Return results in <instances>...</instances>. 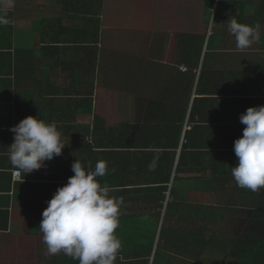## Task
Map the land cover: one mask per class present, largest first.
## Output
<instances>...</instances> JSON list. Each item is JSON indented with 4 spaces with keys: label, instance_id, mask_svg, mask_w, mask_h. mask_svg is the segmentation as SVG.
I'll return each mask as SVG.
<instances>
[{
    "label": "crops",
    "instance_id": "obj_1",
    "mask_svg": "<svg viewBox=\"0 0 264 264\" xmlns=\"http://www.w3.org/2000/svg\"><path fill=\"white\" fill-rule=\"evenodd\" d=\"M196 2L204 8L199 0H0V264H79L46 255L39 229L77 159L89 169L107 162L99 179L125 201L117 235L155 234L150 253L149 242L123 243V260L139 245L150 264L160 250L208 264L207 247L191 257L193 235L209 236L222 218L226 245L239 234L235 216L264 212V188H240L231 175L240 115L264 105V35L240 51L228 33L233 18L264 24L262 0L248 1L244 14L216 9L211 21ZM29 115L56 122L67 145L17 180L10 129Z\"/></svg>",
    "mask_w": 264,
    "mask_h": 264
},
{
    "label": "clouds",
    "instance_id": "obj_2",
    "mask_svg": "<svg viewBox=\"0 0 264 264\" xmlns=\"http://www.w3.org/2000/svg\"><path fill=\"white\" fill-rule=\"evenodd\" d=\"M228 33L235 38L236 48L244 51L260 42L264 24L253 26L233 18ZM240 122L246 127L242 137L234 141L238 160L231 167V175L238 187L255 192L264 188V105L249 107L240 115ZM10 131L14 142L9 146L8 158L24 174L45 167V162L61 155L67 145L56 122L36 116H27ZM158 161L156 154L148 170L154 171ZM72 171L74 175L57 189L42 213L39 229L46 255L63 253L79 264H115L121 251L117 229L125 201L111 196L116 189L99 179L109 174L108 164L100 160L89 169L77 159Z\"/></svg>",
    "mask_w": 264,
    "mask_h": 264
},
{
    "label": "trees",
    "instance_id": "obj_3",
    "mask_svg": "<svg viewBox=\"0 0 264 264\" xmlns=\"http://www.w3.org/2000/svg\"><path fill=\"white\" fill-rule=\"evenodd\" d=\"M204 1L206 6V14H207V21H211L212 16L215 13V10L218 13L220 10H232L235 9L237 6L241 7V14H244L245 7L247 6L248 1L253 0H199ZM255 2V1H254ZM260 6L264 8V0H262ZM216 15V18H217ZM237 19V18H236ZM240 218L239 221L235 223L241 227L242 221H247L248 224L244 227L245 232L242 229H239V234L235 235L230 238L228 241L230 245V250H225L228 243L225 245L226 241L222 235H220L218 231V227H221L223 223L222 218L212 219V226L209 231V236H200L193 235L191 238L192 244L194 246V251L191 257H195L193 259H197L201 256V252H196L195 247L196 245H200L203 247L209 248L210 255L207 259L209 260L208 264H264V212L259 214V216H252L250 213L249 215L245 216H235ZM242 230V231H241ZM140 235L138 232L133 233L131 232V236L129 238H124L123 236H119L118 238L121 241V245L125 243H129L130 247L137 245V242H141V245L146 244L145 242H149L146 246L148 249L147 253H150L153 249L155 244V234H152L147 240L144 237L137 236ZM125 241V242H123ZM173 241V240H171ZM167 244H171L168 242ZM165 245V244H164ZM161 243L163 248L164 246ZM134 247V248H135ZM138 247L134 250V258L123 260L121 258V249L115 264H150L149 257L147 255L140 253L138 251ZM160 249V248H159ZM144 252V251H142ZM204 255V254H203ZM151 256V255H150ZM207 256V255H206ZM191 257H189L191 259ZM206 258V257H205ZM203 261V260H202ZM204 262V261H203ZM202 262V263H203ZM202 263H194L185 260H177L173 259L172 256L164 252V250L158 251L157 255L154 258V264H202ZM205 264V263H204Z\"/></svg>",
    "mask_w": 264,
    "mask_h": 264
},
{
    "label": "rangeland",
    "instance_id": "obj_4",
    "mask_svg": "<svg viewBox=\"0 0 264 264\" xmlns=\"http://www.w3.org/2000/svg\"><path fill=\"white\" fill-rule=\"evenodd\" d=\"M193 4H194L193 7H195V11H200V14L202 15V14H203V10L205 9V6H204V8H203L202 2H201V3L196 2V3H193ZM246 224H248L247 221H242V222H241V227L238 226L239 229H242V230L245 232L244 227L246 226ZM227 228H229V227H227ZM227 228H226V229H227ZM242 230H241V231H242ZM146 235H147V238H149V233H147ZM160 248H162V247L160 246Z\"/></svg>",
    "mask_w": 264,
    "mask_h": 264
},
{
    "label": "built area",
    "instance_id": "obj_5",
    "mask_svg": "<svg viewBox=\"0 0 264 264\" xmlns=\"http://www.w3.org/2000/svg\"><path fill=\"white\" fill-rule=\"evenodd\" d=\"M181 69L184 71L186 70V68H184V67H182ZM14 177H15V179L19 180L21 177V172L19 170L14 171Z\"/></svg>",
    "mask_w": 264,
    "mask_h": 264
}]
</instances>
